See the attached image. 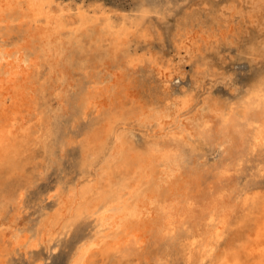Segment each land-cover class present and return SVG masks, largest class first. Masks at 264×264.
Here are the masks:
<instances>
[{
  "label": "bare ground",
  "instance_id": "bare-ground-1",
  "mask_svg": "<svg viewBox=\"0 0 264 264\" xmlns=\"http://www.w3.org/2000/svg\"><path fill=\"white\" fill-rule=\"evenodd\" d=\"M232 52L264 63V0H0V264H264V69L215 94Z\"/></svg>",
  "mask_w": 264,
  "mask_h": 264
},
{
  "label": "rangeland",
  "instance_id": "rangeland-1",
  "mask_svg": "<svg viewBox=\"0 0 264 264\" xmlns=\"http://www.w3.org/2000/svg\"><path fill=\"white\" fill-rule=\"evenodd\" d=\"M61 1L70 2V0ZM72 1L77 4L81 0ZM97 1L117 7L130 3V0H85L86 3ZM231 56L232 58L228 59L230 62L229 71L231 78L225 80L218 79L215 83H212L210 90L215 94H224L226 92V87L228 86H246L248 84V77L255 67L261 66L264 69V63L262 65L256 64V59L251 56L239 54L237 52H232ZM186 69L187 71L189 70V68ZM208 87L209 85L205 86L204 89H207ZM54 155L53 161L50 162L49 167H45L42 171L40 180L36 184L35 182H28L24 185L26 188L24 192L25 196L20 204H17L15 200H12L11 203L5 207L6 209L2 211V222L7 224L9 229L15 228L18 230L19 227L20 229H22L21 227H27L34 220L37 210L39 209L38 206L51 202L53 198H50L49 196H51V194L54 196L66 177H68L70 165L69 154H66L63 149L59 147ZM76 244L77 240L71 239L67 244L62 245L57 251L51 254L45 252L44 264H66L72 255ZM32 258V254H25L23 251H17L10 257L9 264H29L32 261Z\"/></svg>",
  "mask_w": 264,
  "mask_h": 264
}]
</instances>
